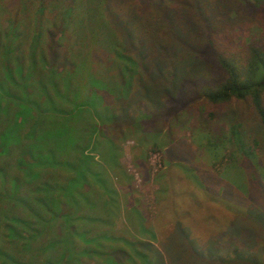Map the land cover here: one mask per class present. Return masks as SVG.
Wrapping results in <instances>:
<instances>
[{
	"label": "trees",
	"instance_id": "obj_1",
	"mask_svg": "<svg viewBox=\"0 0 264 264\" xmlns=\"http://www.w3.org/2000/svg\"><path fill=\"white\" fill-rule=\"evenodd\" d=\"M36 1L29 41L23 44L15 23L0 39V264H165L151 242L154 231L130 223V213L142 219L137 191L106 131L134 118L131 132L144 136L142 117L185 92L213 108L206 118L220 117V127L228 128L227 139L209 136L206 144L220 150L225 141L234 143L254 180L262 181L264 197V162L256 153L264 145V11L254 16L264 0H87V10L78 12L75 0H66L56 39L42 24L53 0ZM85 14L94 24L88 55L81 45L62 53L66 29L82 25ZM239 20L249 25L248 36ZM94 44L111 53L114 79L89 61ZM141 100L140 109L130 108ZM233 103L250 108L260 132L249 134L261 139L244 140L238 111L224 112ZM199 105L180 111L198 116ZM226 241L220 254L207 253L208 264L224 263ZM261 251L234 252L236 264H264Z\"/></svg>",
	"mask_w": 264,
	"mask_h": 264
},
{
	"label": "rangeland",
	"instance_id": "obj_2",
	"mask_svg": "<svg viewBox=\"0 0 264 264\" xmlns=\"http://www.w3.org/2000/svg\"><path fill=\"white\" fill-rule=\"evenodd\" d=\"M65 4L66 0H53L44 13L42 24L54 33L55 39L60 34ZM87 7V0L74 2V12L87 10ZM258 8L261 9L256 7L254 11L256 18L264 11ZM36 9V0H0V39L8 24L15 23L19 27L21 41L23 44L27 43L31 32L37 27L34 19ZM89 19L90 16L85 14L82 25H73L66 29L67 38H62V53H70L77 45H81L82 54L88 55L87 46L91 34H94V24L89 25ZM238 24L243 23L239 20ZM244 26L248 36L250 27L248 24ZM2 41L3 39L1 43ZM48 42L50 43L49 36ZM22 46L20 49L26 54L27 45ZM208 58L211 59L210 56ZM111 60V53L94 44L89 61L94 62L95 68H99L106 78L114 79L115 70ZM195 99V94L193 97V93L185 92L175 102H162L159 112L149 111L151 115L142 117L140 123L143 128L139 130L144 136L139 132H131L137 124V120H132L134 118L120 121L119 124L118 121L115 122L114 125H117L106 133L112 135L118 143L117 160L126 173L132 176L133 187L137 191L134 201L139 205L136 207L140 210L142 219L138 222V216L130 213V223L135 226L144 222L154 231L156 239L151 242L160 250L164 263L208 264L210 261H207V253L220 254L227 240L226 247L229 248H226L227 254L223 250L224 263L221 264H236L238 259L234 252L240 251L241 256L249 253L258 255L264 249V197L259 189L262 181L254 180L250 162L237 156L234 143L225 141L226 144L220 150L206 144L210 138L212 141L219 137L227 139L228 128L220 127V117L206 118V111L213 108L199 105L201 101ZM141 101L133 103L130 108L140 109L146 104L144 100ZM196 104L204 111L198 116H190L180 111L183 107ZM216 107L218 106H214ZM229 109L238 111L236 116L240 117L238 120L242 121L247 132L244 140L250 142L256 135L261 139V134H249L253 129L260 132L257 127L259 121L250 108L243 103H233L223 111L227 112ZM215 110L222 112L221 107ZM176 113L179 114L178 117ZM130 114L134 117L137 115L133 111ZM213 151H218L216 160L212 157ZM232 151L235 156L230 154ZM256 151L259 161L264 162V145H259ZM227 154L233 159L226 158L219 162ZM94 157L99 160L97 154ZM257 173L259 174L258 171ZM125 192L127 193L125 188L120 189L121 196ZM127 198L132 203L128 194ZM126 225L129 226V223L126 222ZM226 227L228 230L231 228L228 236L225 234ZM128 231L136 237L150 240L147 233L138 236V232L131 229ZM192 247L198 254L190 252Z\"/></svg>",
	"mask_w": 264,
	"mask_h": 264
}]
</instances>
